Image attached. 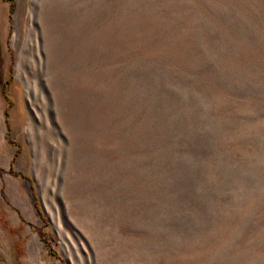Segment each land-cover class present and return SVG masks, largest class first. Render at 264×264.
<instances>
[{"label":"rangeland","instance_id":"obj_1","mask_svg":"<svg viewBox=\"0 0 264 264\" xmlns=\"http://www.w3.org/2000/svg\"><path fill=\"white\" fill-rule=\"evenodd\" d=\"M0 264H264V0H0Z\"/></svg>","mask_w":264,"mask_h":264},{"label":"flooded vegetation","instance_id":"obj_2","mask_svg":"<svg viewBox=\"0 0 264 264\" xmlns=\"http://www.w3.org/2000/svg\"><path fill=\"white\" fill-rule=\"evenodd\" d=\"M8 84H9V79L5 80L3 83H2V86H3V89H6L8 87ZM7 97V96H6Z\"/></svg>","mask_w":264,"mask_h":264},{"label":"trees","instance_id":"obj_3","mask_svg":"<svg viewBox=\"0 0 264 264\" xmlns=\"http://www.w3.org/2000/svg\"><path fill=\"white\" fill-rule=\"evenodd\" d=\"M6 114H7V111H6ZM7 135H8V133H7ZM8 140L11 142V143H14V141L12 140V139H10V138H8ZM20 151V149H17L16 150V152L18 153ZM17 153H15V155H17ZM15 157V156H14Z\"/></svg>","mask_w":264,"mask_h":264},{"label":"bare ground","instance_id":"obj_4","mask_svg":"<svg viewBox=\"0 0 264 264\" xmlns=\"http://www.w3.org/2000/svg\"><path fill=\"white\" fill-rule=\"evenodd\" d=\"M51 84H53V86H54V83H53V81H51ZM57 98V97H56ZM59 98V97H58ZM58 110V109H57ZM62 117V116H61ZM60 119V118H59ZM61 120V119H60ZM68 121V120H67Z\"/></svg>","mask_w":264,"mask_h":264}]
</instances>
